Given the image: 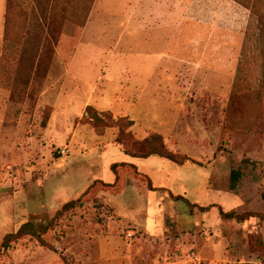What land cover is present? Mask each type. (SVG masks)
Instances as JSON below:
<instances>
[{
	"label": "rangeland",
	"instance_id": "obj_1",
	"mask_svg": "<svg viewBox=\"0 0 264 264\" xmlns=\"http://www.w3.org/2000/svg\"><path fill=\"white\" fill-rule=\"evenodd\" d=\"M253 12L264 0H0V240L41 230L120 162L191 205L264 214V55L240 66ZM150 151L185 164L126 155ZM100 197L115 215L95 199L60 222L55 251L27 237L0 264H264L260 220L139 180Z\"/></svg>",
	"mask_w": 264,
	"mask_h": 264
},
{
	"label": "trees",
	"instance_id": "obj_2",
	"mask_svg": "<svg viewBox=\"0 0 264 264\" xmlns=\"http://www.w3.org/2000/svg\"><path fill=\"white\" fill-rule=\"evenodd\" d=\"M253 21L257 23L256 28L254 25L247 27L246 33L244 35V40L242 43V48L240 52V66L247 64L246 60L248 59V53H251L254 50L255 53L264 55V17L259 21L256 19V12L252 13ZM253 46V47H252ZM133 159L145 160L152 156H156L163 160H167L175 165H184L185 163H179L176 161L175 156L170 152L165 151H150L147 154H126ZM245 163V161H243ZM110 171L114 175V181L112 183H105L101 180L93 181L87 189L74 200H70L63 204L59 210H57L54 215L48 220L44 227L40 230L38 227L30 221L22 223L15 231H11L2 236L0 240V256L5 254L11 245L19 240H23L27 237L35 240L40 246L44 248L55 249L49 245V241L54 239L55 231L58 228V225L63 221L68 214L75 211L76 209L82 208L86 204L94 202L93 200L98 199L99 204L102 206L103 210L108 214L115 215L114 209L106 205L102 198L100 197L101 193H110L117 194L122 191L127 180H139L147 184V190L150 192H165L167 195L174 201L182 200L186 202L189 206L197 208L200 213H208L211 209L215 208L218 213L220 220L225 221H235L239 224H244L250 220L257 219L264 223V214L258 212H244L242 214L237 213L234 210L223 211L222 207L219 205H210L206 207L191 205L188 201L179 196H173L165 188H154L149 180V177L141 173L138 167L131 163H114L110 166ZM241 178V173L238 169H231L229 174V189L235 190ZM261 198L264 201V193L261 195ZM260 248H263V244L260 242Z\"/></svg>",
	"mask_w": 264,
	"mask_h": 264
},
{
	"label": "crops",
	"instance_id": "obj_3",
	"mask_svg": "<svg viewBox=\"0 0 264 264\" xmlns=\"http://www.w3.org/2000/svg\"><path fill=\"white\" fill-rule=\"evenodd\" d=\"M155 8H157V7H152V11H157ZM152 157H154V156H152ZM156 157V156H155ZM145 160H147V159H145Z\"/></svg>",
	"mask_w": 264,
	"mask_h": 264
},
{
	"label": "built area",
	"instance_id": "obj_4",
	"mask_svg": "<svg viewBox=\"0 0 264 264\" xmlns=\"http://www.w3.org/2000/svg\"><path fill=\"white\" fill-rule=\"evenodd\" d=\"M62 153H64V151H62Z\"/></svg>",
	"mask_w": 264,
	"mask_h": 264
}]
</instances>
